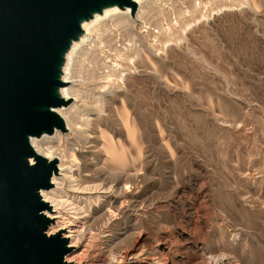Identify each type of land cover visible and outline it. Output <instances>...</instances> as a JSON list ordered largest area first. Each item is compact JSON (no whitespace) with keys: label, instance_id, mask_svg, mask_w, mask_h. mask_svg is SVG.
Listing matches in <instances>:
<instances>
[{"label":"rangeland","instance_id":"obj_1","mask_svg":"<svg viewBox=\"0 0 264 264\" xmlns=\"http://www.w3.org/2000/svg\"><path fill=\"white\" fill-rule=\"evenodd\" d=\"M151 1L143 5L162 30L159 49L136 56L103 120L91 56L110 62L107 41L128 45L117 18L98 25L75 59L73 79L83 74L74 87L96 113V149L74 147L68 211L84 223L86 240L70 257L85 251L94 264H133L125 258L132 248L139 264H264V0H202L196 11L187 0ZM135 20L153 48L156 38ZM111 176L129 195L91 201L84 187Z\"/></svg>","mask_w":264,"mask_h":264},{"label":"water","instance_id":"obj_2","mask_svg":"<svg viewBox=\"0 0 264 264\" xmlns=\"http://www.w3.org/2000/svg\"><path fill=\"white\" fill-rule=\"evenodd\" d=\"M113 8L138 13L136 0H0V264H73L44 214L59 161L31 139L67 133L58 109L71 104L62 94L68 54L85 23Z\"/></svg>","mask_w":264,"mask_h":264},{"label":"bare ground","instance_id":"obj_3","mask_svg":"<svg viewBox=\"0 0 264 264\" xmlns=\"http://www.w3.org/2000/svg\"><path fill=\"white\" fill-rule=\"evenodd\" d=\"M147 1L148 0H136L138 4V13L136 19L143 20L145 22L146 27H148L147 28L148 34L156 38L155 41L156 43L154 44L153 48H151L147 43L148 36L144 37L137 30L136 26L132 23V22H137V20L132 18L131 9H127L125 11H122L118 8L108 9L104 12V14L97 15L92 21L85 23L84 25L85 36L81 39V41L74 44L71 52L68 54L67 64L64 69L65 80L68 82V84L62 88V94L66 100L71 101V104L67 106H63L60 109H58V113L62 116V118L66 122L67 133H62L60 131H57L53 136L45 135L40 139L39 138L31 139V144L38 154L44 156L49 160L57 159L59 161V173L55 175L53 178V187L49 190L42 191V196L44 200L49 204V208L45 210L44 214L52 221V224L48 230V235L62 236V238H64L69 242V247L73 250L72 254L76 250V246H79L83 241L86 240L85 230L83 227L84 223L82 224V222L77 217H73V215H71L68 211L69 200L66 194L67 191L66 189L68 188L67 186L76 182L75 168L77 167V165L75 164L74 160L78 161V157L76 156L77 153H75L74 147L78 146L79 144H82L83 148L89 150L88 154H91L92 151H95L96 149V147H93L95 142L92 136L95 126V123H92L93 116H95L96 113L95 115H93L92 113L89 112V110L86 107V102L88 100L87 92L84 89L74 87L76 84L75 79L77 78L81 79V74H83L82 71H78V72L76 71L77 75L75 76V79H73L72 70L75 65V59L79 55L81 50L93 39L92 33L94 32L95 28L98 25L106 22L107 19L111 20L112 18L116 17L117 18L116 25L119 27L121 32L128 37L127 38L128 45L124 44L123 47L121 48L118 47V45L114 44L112 40L107 41V44L109 45L108 47H110L109 49H111L113 53V55L109 57L111 59L110 62H107L104 58H101L97 55L91 56V59L95 64L97 70L91 73V78L94 79L95 81L100 82L98 85L100 87V92L99 94L96 95V96L99 95V97L95 101L99 105L98 107L99 112H97L98 115H96V117L99 120L100 119L103 120L106 118L104 116L108 114L111 104L112 103L116 104L117 98L120 97V94L116 92V91L119 92V90L117 89L121 88V84L119 81H124V84H127L128 77L123 76L125 75L124 72L127 71V68L131 70L133 69V67L135 68L138 67L139 60H135L136 56H139L144 52L146 53L147 51H153V49L155 50L159 49L157 43H160L159 42L160 40L158 38L160 37L162 30L159 29L158 32H155V30L157 29L152 28L151 22H153L155 15L153 13L152 7L145 8L146 6L143 5ZM187 1H189V3L191 4V6L194 8L195 11L199 9V7L203 4L202 0H199L198 2L197 0H187ZM154 2H155L154 0L151 1L152 4ZM179 15H183V11H180ZM117 16H125V17L119 18ZM129 18L132 22L129 20ZM85 56H89V54L87 53L85 54ZM78 100L83 105L76 104ZM123 107H125L126 109L127 105L124 103ZM133 125H134V118L132 113L129 112L128 128H133ZM69 134H71V136H68L66 139L67 140L66 143H64L62 137H66ZM51 138L55 139L54 143H50ZM111 143L114 144L113 142ZM45 145L48 148V152L44 151L43 149V146ZM99 151L100 152L103 151L109 154V151L105 146L103 150H99ZM55 154L62 155V158L58 156H54ZM111 159L112 156H110V158L108 157L106 163H104L103 165V170L107 171L108 173H110L111 171V169L109 168L110 167L109 161H111ZM113 170L114 171L112 173L116 175L119 174L121 169L113 168ZM112 177L113 176H111V182L108 184L102 182L98 184L97 183L89 184L87 187H84V190L89 192L88 198L91 201L98 200V204H99V200L103 196L106 197L111 195V197L109 198L112 199V197H114L115 199L116 195L119 196L121 195L123 198L124 195L122 194L126 193V195H129L130 191L125 192V190H121L122 188L120 189L119 186L116 184L118 179L116 178L114 179ZM123 205H125V201L122 202V206ZM110 212L113 215H115V213L117 214V210L113 207H110ZM72 254H69L66 257L67 263L94 264L88 262L85 259L84 257L85 251L84 253H80L78 255L70 257ZM125 258H129V260H133L132 261L134 262L133 264H139L142 255L140 252L138 253L137 250H132L131 248V251L126 253Z\"/></svg>","mask_w":264,"mask_h":264}]
</instances>
